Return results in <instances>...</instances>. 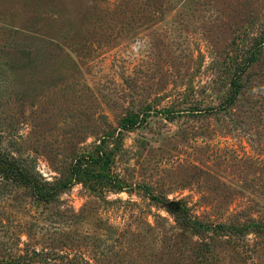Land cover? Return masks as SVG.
Wrapping results in <instances>:
<instances>
[{"label": "rangeland", "instance_id": "374dc122", "mask_svg": "<svg viewBox=\"0 0 264 264\" xmlns=\"http://www.w3.org/2000/svg\"><path fill=\"white\" fill-rule=\"evenodd\" d=\"M263 41L264 0H0V150L51 184L113 151L50 200L0 174V264H264Z\"/></svg>", "mask_w": 264, "mask_h": 264}, {"label": "trees", "instance_id": "16d2710c", "mask_svg": "<svg viewBox=\"0 0 264 264\" xmlns=\"http://www.w3.org/2000/svg\"><path fill=\"white\" fill-rule=\"evenodd\" d=\"M264 41L261 43L263 44ZM260 49V48H259ZM258 47L249 50V58L247 59L243 69L231 78L229 82L230 93L226 101L228 105H233L241 92V89L244 87V84L239 81L241 74L249 67L254 61L257 60V53L259 52ZM137 120H141L138 116L134 119L127 118L122 122V129H127L130 126L137 124ZM107 139L103 138L98 145H96L94 152L89 154V156H82L76 159L71 167V176L66 181L61 183H48L40 182L36 174L31 172L20 159H17L15 156L4 153L0 150V174H5L8 178L13 179L16 182L22 183L23 185L29 187L32 195L36 199L40 200H50L52 197L62 192L64 189L70 187L76 182H87L91 180L92 177H96L93 170V166H101L103 170L111 162L112 150H107ZM102 163L103 167H102ZM100 173V172H99ZM110 186L113 189L122 190L124 187L116 179H110L108 181ZM154 198L157 202L164 204L165 209L171 213L174 219L184 228L191 230L195 233H208L210 230L215 231L218 227L223 229L227 235L234 236L236 235V225L235 224H225L218 223V225L211 227L208 224L197 219L198 217L194 216L191 212V209L188 205L182 200H170L168 198H159L157 195H154Z\"/></svg>", "mask_w": 264, "mask_h": 264}]
</instances>
